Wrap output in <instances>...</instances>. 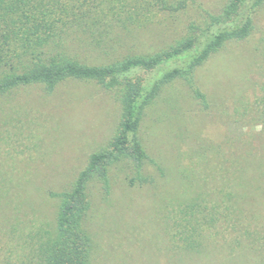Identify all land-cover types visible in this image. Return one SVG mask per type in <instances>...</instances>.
Listing matches in <instances>:
<instances>
[{
	"label": "rangeland",
	"instance_id": "obj_1",
	"mask_svg": "<svg viewBox=\"0 0 264 264\" xmlns=\"http://www.w3.org/2000/svg\"><path fill=\"white\" fill-rule=\"evenodd\" d=\"M148 1L75 0L83 8L111 3L125 25L110 32L106 48L80 55L109 61L166 47L226 0H196L177 12L141 7ZM197 81L206 104L176 81L145 111L140 136L155 162L145 166L150 181L133 180L121 160L109 169L108 192L98 178L89 183L92 264H264V5L249 37L213 54ZM120 117L115 92L95 81L69 79L51 92L23 86L0 97V264L32 261L18 241L53 220L50 193L71 186ZM222 176L237 194L230 215L210 232L203 223L181 224L191 199L204 205L197 196L204 180L213 187Z\"/></svg>",
	"mask_w": 264,
	"mask_h": 264
},
{
	"label": "trees",
	"instance_id": "obj_2",
	"mask_svg": "<svg viewBox=\"0 0 264 264\" xmlns=\"http://www.w3.org/2000/svg\"><path fill=\"white\" fill-rule=\"evenodd\" d=\"M74 1L0 0V97L29 85H42L51 92L61 82L75 79L95 81L115 92L121 106L120 121L107 145L89 155L70 187L50 193L56 200L53 220L30 232L27 240L18 241L19 246L31 249L30 264H92L93 241L86 227L91 209L89 183L98 178L108 192L109 169L121 160L133 168V180L150 181L145 166L152 159L140 136L147 107L176 81L206 104L197 81L198 68L227 43L249 37L255 13L264 5V0H226L215 12L204 9L202 19L190 22L187 32L166 47L101 61L99 56L91 58L79 51L97 53L106 48L112 41L110 32L124 25L121 13L117 16L111 3L83 8ZM195 2L149 0L141 7L177 12ZM224 178L213 187L204 180L206 188L197 192L205 199L204 205L191 199L181 209V224H192L196 230L203 223V229L210 232L216 221L230 215L237 194L225 187ZM231 198L234 202L228 205Z\"/></svg>",
	"mask_w": 264,
	"mask_h": 264
}]
</instances>
